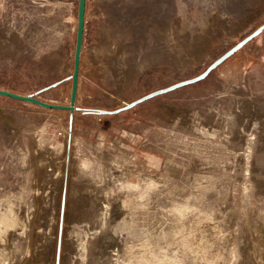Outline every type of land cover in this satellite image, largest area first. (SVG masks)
<instances>
[{
  "label": "rangeland",
  "instance_id": "1",
  "mask_svg": "<svg viewBox=\"0 0 264 264\" xmlns=\"http://www.w3.org/2000/svg\"><path fill=\"white\" fill-rule=\"evenodd\" d=\"M77 4L0 0V90L69 104ZM84 21L79 110L0 96V264H264V32L196 84L83 113L197 76L264 0H86Z\"/></svg>",
  "mask_w": 264,
  "mask_h": 264
},
{
  "label": "water",
  "instance_id": "2",
  "mask_svg": "<svg viewBox=\"0 0 264 264\" xmlns=\"http://www.w3.org/2000/svg\"><path fill=\"white\" fill-rule=\"evenodd\" d=\"M85 5L86 0H78L77 4V15H76V32H75V42H74V55H73V71L71 76L68 78V80L71 81V88H70V95H69V104L68 105H58V104H49L42 102L37 98V95L40 93L48 90L49 88H44L35 94L32 95H19L15 94L9 91L0 90V96L10 98L13 100L25 102V103H31L34 105H37L41 108L48 109V110H63L68 111L69 113H72L75 110H79V108L75 107V101H76V95H77V88H78V76H79V69H80V59H81V53H82V44H83V35H84V17H85ZM264 32V23L261 24L259 27H257L254 31H252L250 34H248L246 37H244L242 40L237 42L234 46H232L229 50H227L225 53H223L220 57H218L216 60H214L210 65L207 66V68L198 74L197 76L186 79L180 82H177L175 84H172L166 88L156 90L154 92H151L131 103L125 104L123 107L118 108L116 110L108 111V110H83V113L85 114H95V115H116L122 112H125L127 110H130L137 105L150 100L154 97L172 92L174 90H177L179 88L189 86L196 84L205 78H207L217 67H219L223 62H225L227 59L235 55L238 51H240L244 46H246L249 42H251L253 39L258 37ZM60 82L53 84L50 88H54L57 85H59ZM59 244V242H58ZM59 249V246H58ZM58 252V250H57Z\"/></svg>",
  "mask_w": 264,
  "mask_h": 264
},
{
  "label": "bare ground",
  "instance_id": "3",
  "mask_svg": "<svg viewBox=\"0 0 264 264\" xmlns=\"http://www.w3.org/2000/svg\"><path fill=\"white\" fill-rule=\"evenodd\" d=\"M28 247V246H27ZM28 249V248H27Z\"/></svg>",
  "mask_w": 264,
  "mask_h": 264
}]
</instances>
